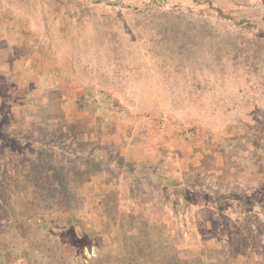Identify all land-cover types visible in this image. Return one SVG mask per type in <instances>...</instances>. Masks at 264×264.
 <instances>
[{
    "label": "rangeland",
    "instance_id": "1",
    "mask_svg": "<svg viewBox=\"0 0 264 264\" xmlns=\"http://www.w3.org/2000/svg\"><path fill=\"white\" fill-rule=\"evenodd\" d=\"M0 264H264V0H0Z\"/></svg>",
    "mask_w": 264,
    "mask_h": 264
}]
</instances>
